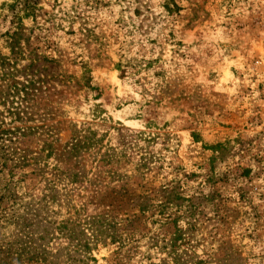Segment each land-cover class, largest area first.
<instances>
[{"label": "rangeland", "instance_id": "374dc122", "mask_svg": "<svg viewBox=\"0 0 264 264\" xmlns=\"http://www.w3.org/2000/svg\"><path fill=\"white\" fill-rule=\"evenodd\" d=\"M12 1L0 264H264V0Z\"/></svg>", "mask_w": 264, "mask_h": 264}, {"label": "trees", "instance_id": "16d2710c", "mask_svg": "<svg viewBox=\"0 0 264 264\" xmlns=\"http://www.w3.org/2000/svg\"><path fill=\"white\" fill-rule=\"evenodd\" d=\"M8 8L11 9L12 11V17L13 18H17L18 21H20V19L22 18V16H28V15H31L33 16L34 13H35V9H36V5L35 3H32L30 2L29 0H13L12 3H9V4H6ZM22 11L23 12V15L20 16L19 15V12ZM16 28L18 29L19 28V25L16 26ZM12 38V37H10ZM87 71H86V75L84 76L85 77V81L87 83V85L89 84V80H90V76L87 75ZM5 155H3L1 153V150H0V158L3 157ZM1 165H5V162H2L1 161ZM171 202V201H170ZM82 246L86 247L87 245L86 244H83Z\"/></svg>", "mask_w": 264, "mask_h": 264}]
</instances>
